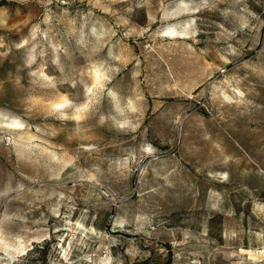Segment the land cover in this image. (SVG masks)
<instances>
[{
	"label": "rangeland",
	"instance_id": "1",
	"mask_svg": "<svg viewBox=\"0 0 264 264\" xmlns=\"http://www.w3.org/2000/svg\"><path fill=\"white\" fill-rule=\"evenodd\" d=\"M2 119L0 264H264V0H0Z\"/></svg>",
	"mask_w": 264,
	"mask_h": 264
},
{
	"label": "bare ground",
	"instance_id": "2",
	"mask_svg": "<svg viewBox=\"0 0 264 264\" xmlns=\"http://www.w3.org/2000/svg\"><path fill=\"white\" fill-rule=\"evenodd\" d=\"M0 125L2 127H6L7 129H19L21 127V123L15 119L3 120L0 121Z\"/></svg>",
	"mask_w": 264,
	"mask_h": 264
},
{
	"label": "snow or ice",
	"instance_id": "3",
	"mask_svg": "<svg viewBox=\"0 0 264 264\" xmlns=\"http://www.w3.org/2000/svg\"><path fill=\"white\" fill-rule=\"evenodd\" d=\"M57 107H62V105H58Z\"/></svg>",
	"mask_w": 264,
	"mask_h": 264
}]
</instances>
